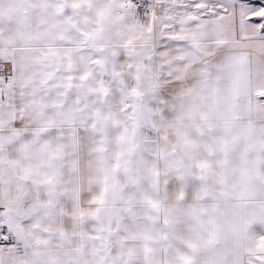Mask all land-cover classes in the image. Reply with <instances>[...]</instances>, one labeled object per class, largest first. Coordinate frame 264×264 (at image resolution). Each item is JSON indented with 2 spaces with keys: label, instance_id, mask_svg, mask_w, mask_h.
I'll return each instance as SVG.
<instances>
[{
  "label": "snow or ice",
  "instance_id": "6c2138e0",
  "mask_svg": "<svg viewBox=\"0 0 264 264\" xmlns=\"http://www.w3.org/2000/svg\"><path fill=\"white\" fill-rule=\"evenodd\" d=\"M16 2L33 16L0 24V264H264V205L207 119L264 74V0Z\"/></svg>",
  "mask_w": 264,
  "mask_h": 264
},
{
  "label": "crops",
  "instance_id": "0c3cea01",
  "mask_svg": "<svg viewBox=\"0 0 264 264\" xmlns=\"http://www.w3.org/2000/svg\"><path fill=\"white\" fill-rule=\"evenodd\" d=\"M113 6L109 23L119 21V13ZM33 9L16 0H5L0 6V24L15 32L22 21L31 20ZM257 74L253 73L248 85L233 93L227 101H219V105L227 104L228 110L223 120L208 115V126L217 135L230 133L229 158L239 165L243 158L246 166L240 170L243 177L242 193L251 205L249 212L264 205V103L257 95ZM7 192V189L4 190ZM223 243V238L221 237ZM187 259L191 260V257Z\"/></svg>",
  "mask_w": 264,
  "mask_h": 264
},
{
  "label": "rangeland",
  "instance_id": "374dc122",
  "mask_svg": "<svg viewBox=\"0 0 264 264\" xmlns=\"http://www.w3.org/2000/svg\"><path fill=\"white\" fill-rule=\"evenodd\" d=\"M256 85H257V95H258L259 91L261 89H264V74L257 75V84ZM262 102L264 103V100H262Z\"/></svg>",
  "mask_w": 264,
  "mask_h": 264
}]
</instances>
